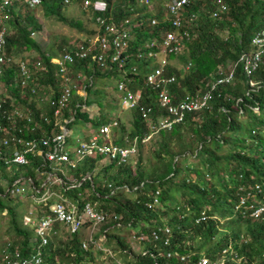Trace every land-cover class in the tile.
Returning a JSON list of instances; mask_svg holds the SVG:
<instances>
[{
    "label": "trees",
    "instance_id": "1",
    "mask_svg": "<svg viewBox=\"0 0 264 264\" xmlns=\"http://www.w3.org/2000/svg\"><path fill=\"white\" fill-rule=\"evenodd\" d=\"M102 1L106 7L104 12L89 10L80 19L63 16L62 11L68 4L62 0H40L37 6L43 15L54 16L77 27L85 35L83 40L95 35L94 17L97 14L110 16L116 23L125 18L132 19L131 22L140 21V27L131 29L133 40L127 49L130 59L126 67L132 63L136 71L128 69L124 77L127 88L139 91L138 107H149V117L144 119L138 107L128 111V127L113 117L117 125L112 128V142L135 146L134 155L121 165L101 163V155H88L74 168L61 167V172L55 171L61 182L42 184L46 174L53 171L39 156L29 155L26 164L12 165L9 171L0 164V173L6 182L0 184V212L4 211L9 230L15 237L7 242V253L17 249L25 256L37 242L34 227L23 225L22 214L17 211L18 202L8 198L12 182L23 177L39 189L33 191L36 195L47 190L72 202L76 211L89 203L106 217L92 233L85 249L81 243L87 222L71 232L63 224L54 222L47 242L41 248L42 264H103L106 253L95 248L97 241L109 249L111 254L106 259L112 262L118 257L122 264H197L202 256L217 264H264V210L256 218L250 215L264 203V53L249 74H245L239 60L242 53L250 54L255 50L250 39L264 29V1H188L180 14L181 25L177 30L187 34V38H183V46L178 52L167 54L164 70L165 75L174 77L167 87L172 103L183 94L209 90L215 78L230 70L232 77L227 83H218L208 91L210 97L206 107L185 114L170 129H158L143 142L140 139L150 131V125L157 117L165 118L167 112L159 107L156 90L144 85L150 61L137 60L133 55L137 46L153 39L158 42L159 35L171 29L163 11L169 0H147L146 3L139 0ZM220 5L224 8L219 10ZM215 9H218L217 15L212 16ZM18 12L23 15L19 16ZM133 12L137 14L134 16ZM9 13L4 22L7 25L5 54L14 59H27L29 63L40 60L44 70L34 73L32 78L37 85L36 95L15 84V67L5 68L0 81L1 92L7 97L3 99L1 109L16 106L32 115L40 129L25 131L23 137L47 136L57 132L58 128L54 125L53 107L47 102L38 104V97L45 94L44 86L51 88L53 97L57 94L59 79L54 75L55 65L49 59L72 45L60 42L57 52L40 49L31 36L41 29L32 8L21 5L18 9L12 7ZM151 19L154 24L150 23ZM186 64H189L188 68L184 69ZM77 72L89 76L83 81L82 88L86 98L92 94L98 106L97 113L89 117L85 107L90 104V99L84 98L82 108L80 98L72 90L61 114L62 118L71 116V119L63 125L69 128L72 124L89 123L95 130L113 119L106 110L109 101L100 103L98 97L102 93L92 88L93 80L110 76L118 80L119 74L113 69H101L89 57L70 67L72 77ZM80 84L77 81L78 87ZM0 122H4L1 117ZM67 141L71 142L66 136ZM188 158L190 163H184ZM155 190L159 193V203L147 207ZM240 197L245 199L243 208L236 207ZM54 200L56 196L49 195L35 203L33 211L37 216L48 215V206ZM164 228L168 229L167 233ZM153 231L158 234L156 240L151 238ZM123 235L137 241L138 236H145L144 240L138 241L141 250L131 251ZM165 239L166 243L163 242ZM3 247L5 245L1 249ZM1 249L0 261L6 257ZM182 256L184 260L180 259Z\"/></svg>",
    "mask_w": 264,
    "mask_h": 264
},
{
    "label": "built area",
    "instance_id": "2",
    "mask_svg": "<svg viewBox=\"0 0 264 264\" xmlns=\"http://www.w3.org/2000/svg\"><path fill=\"white\" fill-rule=\"evenodd\" d=\"M188 1H166L163 7L164 18L169 21L171 29L161 33L158 42L156 39H153L137 46L136 52L133 55L137 60L141 59L143 62L150 61L147 66L148 72L144 76V85L156 90L157 103L159 107L167 112L165 118L157 117L158 119L150 125V131L140 139L141 142L149 139L158 129H170L174 123L180 122L185 114L206 107V103L210 97L208 91L213 89L218 83H227L232 77V70H230L228 73L215 78L209 90L202 93L183 94L175 103H172L167 87L174 81V77L172 75H165L164 70L167 65V54L178 52L183 46V38H187V34L184 32L179 33L177 30L181 25L180 14ZM39 2L40 0H0V76L5 68L10 66L15 67L17 73L15 84L20 89L26 88L29 93L36 95L37 85L33 82L32 78L34 73L43 71L44 66L40 60L29 63L27 59H14L12 56L5 54L4 34L7 25L4 22L8 18L12 7L18 9L21 5H25L29 8H34ZM62 2L69 4L71 1L62 0ZM139 2L146 3L147 0H139ZM218 4L219 2L217 1ZM82 6L99 13L106 10L105 3L102 0H82ZM223 8V5L219 6V10ZM217 12L218 9L213 10L212 16H216ZM130 20L132 19L125 18L120 23H116L110 16L105 17L102 14H97L94 17L96 32L93 37L78 41L74 43L72 48L62 49L57 56L49 59V62L55 65L54 75L59 79L57 94L54 97L49 95L45 99L53 107L54 125L58 128V131L55 133L47 136L23 137V132H34L40 129V126L34 122L30 113L16 106H11L8 110L1 109L3 99L7 95L1 92L2 85L0 81V117L4 119L3 123L0 122V164L6 170L10 169L12 165L26 164L29 155L39 156L41 162H46L53 171L46 174L42 182L44 184L45 182H61V179L56 176L55 171L61 172V167L74 168L79 160L88 155H101L107 162H114L116 165L125 163L134 155L135 146L133 144L117 145L112 142V128L117 125L115 119L99 125L96 130H92L89 137L85 140L76 137L73 141L66 142L68 134L63 123L71 118L61 117L62 110L66 108L71 98L72 90L75 91L78 88L77 81L80 80L78 73L75 75L78 79L75 80L69 74L70 67L88 57L90 60L96 62L101 69H113L119 74L116 89L120 94V106L128 110L138 107L140 93L138 90L132 91L127 88L124 77L128 69L132 72L136 71V67L132 63L130 67H126L128 59H130L127 49L131 39L133 40V34L130 37L132 33L131 29L134 26H141L140 21L131 22ZM150 23L154 24V19H151ZM250 43L255 47V50L250 54L242 53L239 57L245 74L251 73V70L258 65L260 57L264 53V29L256 32L251 37ZM188 65L186 64L184 69H187ZM87 66H89L88 63ZM138 111L144 119H148L150 114L149 107L139 106ZM23 184H26L30 192V199L34 204L41 202L51 194L56 196V200L48 206V215L37 216L34 211L32 213L29 210L23 216V225L34 227V239L37 242L31 251L25 256H21L17 249L11 253H7L8 243H6L5 247L1 249L2 254L6 257L0 261V264H42L41 248L46 244L54 222L63 224L64 228L69 232L76 230L84 222H87V228L90 230H88L89 233L86 240L81 243V247L85 249L87 242L91 239L93 227L99 226L106 221L105 214L94 210L89 203H85L79 211H76V207L72 202L61 198L57 194L45 190L40 195H36L33 191L38 192L39 189H35L28 178L19 177L14 180L9 192L13 190L15 194L22 192L23 188L21 186ZM158 194L157 190L153 192L147 207L158 205ZM244 202L245 199L240 197L236 207H245ZM263 210L264 203L255 208L250 215L256 218ZM200 219L204 218L201 217ZM164 231L167 233L168 229L164 228ZM151 238L156 240L158 238L157 232H151ZM137 239L138 241L144 240L145 236H138ZM163 242L166 243L167 239ZM94 245L96 249L110 256L109 249L101 246V242H94ZM180 259L184 260V257L182 256ZM197 264L217 263L215 261L211 262L202 256L198 258Z\"/></svg>",
    "mask_w": 264,
    "mask_h": 264
},
{
    "label": "rangeland",
    "instance_id": "3",
    "mask_svg": "<svg viewBox=\"0 0 264 264\" xmlns=\"http://www.w3.org/2000/svg\"><path fill=\"white\" fill-rule=\"evenodd\" d=\"M70 3H72V2H70ZM32 10H33L36 21L41 25V29L39 31H34L33 34H31V36L35 39V41L37 42L40 49L49 48L50 50L54 51V49L56 50V46L58 44H60V42H64V40H66V41L71 40V43H72V42H78V41H81L84 39V36H85L84 33L82 31H79L77 29V27L69 26L66 23H63V22L57 20L54 16L48 17V16L43 15L41 9L38 6L32 8ZM86 11H84L81 8H77L76 5H74V4H72V5L69 4V6L67 5L65 7V9L62 11V14L66 18L80 19L83 17V14L87 15ZM135 13L137 14V12H133L132 15H136ZM18 15L22 16L23 12H18ZM86 15H84V16H86ZM130 37H132V33L130 34ZM69 74H70V72H69ZM75 75L73 76L74 80L78 79V78H76ZM87 77H89V76L84 74L83 76H80V78H82V79H80L81 81L80 80L79 81L83 82L84 79ZM101 81H105V80L99 81V80H96L94 78V80H93L94 85L92 88H95V89L101 91L102 94H101V96L98 97V99L100 100V103H104L105 101L108 100L113 109H114L113 105L115 106V108L117 107L114 110L110 109L111 111L112 110L114 111L113 113H110V112L108 113V114H110V116H117L118 111L121 110V106L120 105L118 106V103H115V101L117 102L119 100V96H120L119 92L116 89L117 80H115V78H113V79L108 78L107 79L108 82L105 81V83H104ZM90 95L92 96V94H90ZM40 98H42V97H40ZM128 111L122 112V110H121V114H119L118 117H115V118H118L119 120H121V117L123 119L127 118L126 120L122 121L124 123L125 127H128V118H129V112ZM96 113H97V105L95 104V102H93L92 106H90V105L88 106L87 114H90V116L91 115L94 116ZM79 126H80V124H72L69 126V128L72 129L71 135H74L77 132V128H79ZM190 161H191L190 158H188V159L184 160V163H186V162L190 163ZM104 162H106V161H104ZM8 171H9V169H8ZM0 184H2V185L6 184L5 180L1 176V173H0ZM21 187L23 188L22 192L15 194L14 190H13L12 192H9L8 198H10V200L13 202L15 200L18 202L19 205H18L17 211H18V213H21L22 217H23L25 214H27V212L29 210L33 213L32 208L35 207V204L32 203V201L30 199L31 198L30 192H29L28 188L26 187V184H23ZM241 208H243V207H241ZM22 222H23V218H22ZM97 228H98V226L93 227L91 234L94 233L97 230ZM88 230H90V229L89 228L84 229V233H82L84 236L82 238L83 241L86 240V238L88 236V233H89ZM13 238H15V237H14L13 233L9 230L8 222H7V216L4 214V211H1L0 212V249L7 242H11V240H13ZM123 238H124V241L129 245V248L131 249V251L136 253V252H139L141 250V248H140L141 244L137 240H135L131 237H127L126 235H125V237L123 235ZM101 246H103V245H101ZM106 256H107V254L104 256V259H102L103 264H119V263L122 264V260L120 258L117 257L116 259H114L111 262V260H108L105 258Z\"/></svg>",
    "mask_w": 264,
    "mask_h": 264
},
{
    "label": "crops",
    "instance_id": "4",
    "mask_svg": "<svg viewBox=\"0 0 264 264\" xmlns=\"http://www.w3.org/2000/svg\"><path fill=\"white\" fill-rule=\"evenodd\" d=\"M69 4H74V5H76V7L77 8H81V9H83L84 11H86L87 13L89 12V10H91V9H86V8H83V6H82V0L79 2V1H76V0H74L72 3H69ZM69 4H68V6H69ZM148 6V8H150L149 6L150 5H147ZM83 14V13H82ZM95 29H96V26H95ZM33 34V33H32ZM65 42V44L66 45H69V46H73L74 45V43H76V42H72L71 43V40H69V41H66V40H64ZM58 46V45H57ZM57 46H56V50L54 49V52H57ZM57 55H58V53H57ZM57 55H53V56H57ZM52 56V57H53ZM78 74L80 75V76H83V74H81V72H78ZM116 74L118 75V73L116 72ZM83 78V77H82ZM82 78H79V79H82ZM89 77H87V78H85L86 80L88 79ZM109 78H115L114 76H110ZM84 79V80H85ZM96 80H105V81H107V79H108V77H97V78H95ZM115 80H116V78H115ZM81 81V80H80ZM105 81H101V82H104L105 83ZM108 82V81H107ZM81 84H80V86L75 90V95H77V97H79L80 98V106L81 107H83L84 106V104L82 103V101L84 100V98H86V93H85V91L82 89V86H83V82H80ZM45 90H46V92H45V94L43 95V96H40V97H42V98H39L38 97V104L41 102V103H43V102H46V98L50 95V93H51V91H50V87L49 86H47V87H43ZM91 92V91H90ZM87 100L88 99H90V106H92V103L93 102H95V100H94V98L91 96V95H89V96H87V98H86ZM93 99V100H92ZM117 103H118V106L120 105L119 104V100L117 101ZM77 103H75V105H76ZM96 104V103H95ZM89 105H87L86 107H85V110L87 111V108H88V106ZM107 106V112L109 113H113L114 111V109H116V108H112L111 107V105L110 104H108V105H106ZM97 109H98V106H97ZM110 109H113L112 111L110 110ZM121 110H122V112L123 111H128V109H124V108H122L121 107ZM121 110H119L118 111V114H117V116H111V118L112 119H114L115 117H118V115L119 114H121ZM116 113V112H115ZM127 114V113H126ZM96 115V114H95ZM88 116L89 117H91L90 116V114H88ZM114 117V118H113ZM70 118H71V116H70ZM127 118H122L121 117V120L120 121H123V120H126ZM81 126V127H80ZM79 126V128H77V132L74 134V135H71V133H72V129L71 128H68V127H65L66 128V132H67V134H68V137H69V140L70 141H73L76 137L77 138H79V139H87L88 137H89V135L91 134V132H92V130H93V128L90 126V124L89 123H82L81 125ZM115 136V135H114ZM104 161H106L105 159H101V163H105ZM107 162V161H106ZM33 209V208H32Z\"/></svg>",
    "mask_w": 264,
    "mask_h": 264
}]
</instances>
